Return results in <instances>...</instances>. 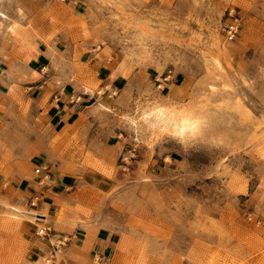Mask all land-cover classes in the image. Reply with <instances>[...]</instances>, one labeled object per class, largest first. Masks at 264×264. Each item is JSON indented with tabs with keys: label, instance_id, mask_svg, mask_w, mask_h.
I'll return each mask as SVG.
<instances>
[{
	"label": "rangeland",
	"instance_id": "374dc122",
	"mask_svg": "<svg viewBox=\"0 0 264 264\" xmlns=\"http://www.w3.org/2000/svg\"><path fill=\"white\" fill-rule=\"evenodd\" d=\"M0 2L50 49L28 62L2 35L14 73L32 68L13 81L45 66L79 105L56 124L33 115L38 90L0 99V264H264V0ZM145 100L193 102L209 120L184 144L135 140L126 120ZM50 181L52 207H16V189ZM98 230L117 233L112 251Z\"/></svg>",
	"mask_w": 264,
	"mask_h": 264
},
{
	"label": "crops",
	"instance_id": "0c3cea01",
	"mask_svg": "<svg viewBox=\"0 0 264 264\" xmlns=\"http://www.w3.org/2000/svg\"><path fill=\"white\" fill-rule=\"evenodd\" d=\"M0 12L6 16L5 18L0 17V41L3 40L1 36L4 34L6 35V37H13L16 44L15 47L17 48V54H19V57H22V59L28 58V62L36 61L37 58H46V56L49 55V46L46 47V45H44L42 40L38 37L42 33L41 25H39L36 21L29 25L26 19L20 18L18 14H14L8 11V8H6L5 4L1 2ZM14 22L19 24L23 28V30H25V34H28L29 39L32 43L31 47H26L22 43V39L19 36H16L8 31V27ZM54 41V37H50L48 40L49 43H53ZM1 46L2 45L0 44V90L3 91H0V99L2 98V96L6 95V91L10 86L21 87L24 90H38L37 97L32 101L33 106L36 108V111L33 112V115L42 118V122L44 123L51 121L56 124H66L70 120V118H72V110L75 109V107L79 106L77 105L78 102L74 105L70 103L71 106H67L70 100L68 101L66 99V96L62 93L63 90L58 88L59 92L55 93V89H50L48 87L50 79L41 78L43 76L42 72L46 68L45 66L41 71H36L39 77L33 79L32 82H14L12 76L17 78V76L23 75L25 79L32 78V68L27 66L23 67V72L21 71L22 66H19L18 72L14 73V68L10 67V58L12 57L13 50L11 48H2ZM101 71L102 70L100 69L98 73H102ZM38 80L39 82L37 83ZM45 95L49 98L47 100V103L42 105L41 107V98ZM82 100H85V98L82 97ZM2 182L3 179L0 178V202L4 200V196L2 194L3 190H1ZM55 182L56 181L48 182V185L44 186L45 188L36 187L35 185H26L20 187L19 185L18 187H20V189H16L19 193V199H14V204L18 208H27L30 203H33V201H35L34 207L31 206L32 211H43L46 206L52 207L54 204L52 196L56 191H54V189L51 187V184H55ZM41 218L42 219L34 218V222H36L37 225L48 224L50 222V220L44 216H41ZM115 234L117 233H113L112 231L107 230H98L95 233L96 241L94 243V246L98 250L106 251V253L110 250L112 251L113 243L115 242ZM70 240H72V238H70ZM68 244L72 245L70 241L68 242ZM67 245L66 247H68Z\"/></svg>",
	"mask_w": 264,
	"mask_h": 264
},
{
	"label": "bare ground",
	"instance_id": "6f19581e",
	"mask_svg": "<svg viewBox=\"0 0 264 264\" xmlns=\"http://www.w3.org/2000/svg\"><path fill=\"white\" fill-rule=\"evenodd\" d=\"M1 15L4 16L3 14ZM8 31L19 36L26 47L30 45L28 34H25V30L16 22L8 27ZM212 61L217 69L222 70V65L217 55L212 56ZM148 100L136 106L133 116L126 120L131 131L134 133L135 140L146 139L153 142L166 138L176 141L179 144H184L199 137L204 127H206L205 125H207V119L209 120V118L204 115L205 111H203L204 114L200 112L201 110L198 111L193 102L192 104L178 106L179 104L169 105L166 103L164 104V101L161 103ZM200 104L201 103L198 105ZM35 219L42 218L40 215H35ZM40 231L39 229V232Z\"/></svg>",
	"mask_w": 264,
	"mask_h": 264
},
{
	"label": "built area",
	"instance_id": "2783aa9c",
	"mask_svg": "<svg viewBox=\"0 0 264 264\" xmlns=\"http://www.w3.org/2000/svg\"><path fill=\"white\" fill-rule=\"evenodd\" d=\"M228 16L230 17V21L231 23H229L226 28H225V32H226V36L228 39H232L233 37H235V35L238 32V17H236L233 13H231L229 11ZM36 172L39 173L40 170L36 169ZM50 231L49 228H44L43 230H41V233L43 235H46L48 232Z\"/></svg>",
	"mask_w": 264,
	"mask_h": 264
}]
</instances>
